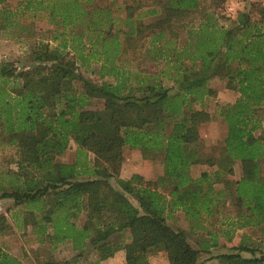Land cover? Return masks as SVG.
Returning a JSON list of instances; mask_svg holds the SVG:
<instances>
[{"label": "trees", "instance_id": "obj_1", "mask_svg": "<svg viewBox=\"0 0 264 264\" xmlns=\"http://www.w3.org/2000/svg\"><path fill=\"white\" fill-rule=\"evenodd\" d=\"M13 1L0 0V30L19 37L26 22L37 19L70 28L55 30L51 41L57 44L34 42L35 64L0 60V145L11 148L17 168L9 170L11 188L0 198L31 209L27 219L38 240L70 242L78 250L74 264L88 255L98 258L81 264H100L117 251L125 264H150L148 255L156 250L165 252L168 264H264V255L242 242L230 252L210 250L220 236L230 242L243 228L258 230L264 240V135L252 134L260 122L254 114L264 109V5L250 1L226 17L225 26L208 10L212 1L225 0L203 7L205 0H109L104 6L89 5L91 0ZM191 13L199 15L197 22L186 20ZM148 16L152 20L144 21ZM82 24L93 38L74 31ZM148 38L146 53L165 60L166 75L179 83L175 92L157 73L126 67L128 50L141 49ZM91 61L98 64L91 71L99 80L80 70ZM213 78L239 93L233 103L216 105L225 126L218 159L197 150L200 125L211 120L204 102L215 94L208 86ZM71 140L77 145L74 161L57 160ZM125 147L146 158L161 153L162 176L121 178ZM236 161L241 176L232 190L226 180L225 188L214 187L221 173H233ZM197 164L218 168L194 177ZM226 195L237 211L200 247L189 242L187 231L167 223L168 213L181 210L193 227L204 229ZM82 213L86 219L79 226L75 220ZM10 229L0 215V235ZM202 253L208 256L200 259ZM0 264L23 263L0 246ZM40 264L60 262L50 257Z\"/></svg>", "mask_w": 264, "mask_h": 264}, {"label": "rangeland", "instance_id": "obj_2", "mask_svg": "<svg viewBox=\"0 0 264 264\" xmlns=\"http://www.w3.org/2000/svg\"><path fill=\"white\" fill-rule=\"evenodd\" d=\"M109 0H91L89 5H102L104 6ZM250 1H257L264 5V0H225L222 4L218 5V2L212 1L211 8L208 10H214L219 22L225 26L229 25L230 19L226 17H233L235 14L244 10L245 5ZM13 5L15 1L10 0ZM209 0H205L203 6H209ZM255 16V15H254ZM20 17L18 18V20ZM152 20V17H146L144 21ZM186 20H192L197 22L199 15L191 13L186 17ZM20 22V21H19ZM27 30L21 33L19 37L15 35L14 30H0V60H6L13 62L16 66L21 67L22 64L32 62L35 64L30 55L32 52L33 44L35 41L50 42V44H57L58 41H51V35L55 30L58 32L70 31L67 27L62 29L61 27H53L46 23L44 20H28L24 25ZM83 30L85 38L88 40L93 38L86 30L85 24L75 27L74 31L80 32ZM14 34V35H12ZM60 39V38H59ZM58 39V40H59ZM149 38L145 40L144 46L140 49L137 48L133 53V50H128V58H126V67L130 69H138L144 72L157 73L162 78L163 84L170 88V92H175L178 88V82L172 81L167 75L168 67L165 60H152L149 54L146 53L147 48L150 46ZM53 42V43H52ZM85 67H88L85 69ZM98 64L91 61L89 66H80L86 76H90L96 80H99V75L92 69H97ZM165 71V73H163ZM208 86L215 90V94L207 96L204 102L207 111L211 114V120L200 125V140L198 143V152L202 156H213L218 159L222 149V139L224 137V122L220 117L216 107L217 104L233 103L238 97L239 93L234 89L226 87V80L221 78H213L208 82ZM255 118L260 119L257 123V127L253 130L254 136L264 135V109H257L254 114ZM77 152V145L71 140L66 152L57 157V160L62 162H73ZM13 156V151L4 146L0 148V194L3 190H9L11 188V181L13 178L8 175L9 170H16L15 162L10 161ZM124 160L122 162V173L126 176H132L133 174H140L145 180L155 181L159 176L163 174V159L162 154L155 153L150 157H143L139 149L125 147L123 150ZM215 159V160H216ZM89 160H92V155H89ZM217 165L211 167L205 164H197L191 167V173L194 177L198 176L202 171H212L217 169ZM233 173L225 174L221 173V180L215 182L214 187L225 188L224 181H228L230 190H232L234 180L241 176V167L239 162H233ZM121 172V170H120ZM261 173L264 176V163L261 165ZM229 188L228 186H226ZM165 195H168V189H161ZM225 196V205L221 206L215 218L208 217L204 222V229L193 227L191 223L186 219L184 213L181 210H175L168 213L167 223L173 228L184 229L188 233L189 242L194 247H200V244L209 238L208 232L219 231L220 223L223 222V218H231L237 211V207L230 201V196ZM30 208L24 204L15 205L13 199L0 198V215L6 216L8 222L11 224V229L3 235H0V246L9 254L18 258L23 264H40L48 257L58 258L59 260L69 259L78 252L73 250L70 242H61L56 244H50L46 239L43 241L38 240L36 234L37 228L31 224V218L28 215ZM26 218V221H25ZM86 216L84 213L80 214L75 222L80 226L85 222ZM224 224L221 225V228ZM219 244L217 247H212L211 254H218L223 252H230V247L239 245L242 242L244 245L251 249H258V251L264 255V240L260 239L258 230L253 228H243L237 231L234 238L229 242L222 236L219 238ZM243 255H249L244 252ZM119 256V255H118ZM208 255L202 253L200 259L206 258ZM148 263L150 264H168L166 254L164 251L156 250L148 255ZM115 264H122L120 261H115ZM204 264H219L218 259H209Z\"/></svg>", "mask_w": 264, "mask_h": 264}, {"label": "crops", "instance_id": "obj_3", "mask_svg": "<svg viewBox=\"0 0 264 264\" xmlns=\"http://www.w3.org/2000/svg\"><path fill=\"white\" fill-rule=\"evenodd\" d=\"M0 148H2L1 145H0ZM120 177L121 178H124V179L130 178V176H126V175H124L122 173V169H121V172H120ZM48 258H50V257H48ZM53 258L54 257H52V259ZM72 258L64 259V260H59L58 258H54V259L57 260V261H59L60 264H63L65 262H67V264H74V261L72 260ZM97 258H98L97 255H88L87 257H78V258H75V264H81V263H85V262L96 261ZM120 260H121L122 264H125V262H124V255L122 254V251H117L113 256L108 257V258H106L104 260H100L99 263L100 264H115V261H120Z\"/></svg>", "mask_w": 264, "mask_h": 264}]
</instances>
